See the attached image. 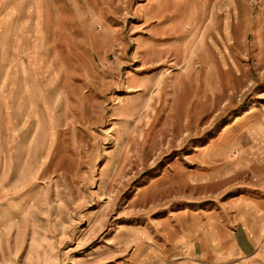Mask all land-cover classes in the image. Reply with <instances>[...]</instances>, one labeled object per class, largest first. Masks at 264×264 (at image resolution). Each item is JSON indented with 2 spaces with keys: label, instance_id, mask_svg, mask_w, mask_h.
<instances>
[{
  "label": "rangeland",
  "instance_id": "obj_1",
  "mask_svg": "<svg viewBox=\"0 0 264 264\" xmlns=\"http://www.w3.org/2000/svg\"><path fill=\"white\" fill-rule=\"evenodd\" d=\"M251 148L264 0H0V264H264Z\"/></svg>",
  "mask_w": 264,
  "mask_h": 264
},
{
  "label": "crops",
  "instance_id": "obj_2",
  "mask_svg": "<svg viewBox=\"0 0 264 264\" xmlns=\"http://www.w3.org/2000/svg\"><path fill=\"white\" fill-rule=\"evenodd\" d=\"M238 163L218 170L213 177L225 182L246 177L248 185L262 194L260 198L237 199L225 208L226 212L229 210L235 225L234 235L225 249L237 256L251 257L261 251L264 253V148L246 149Z\"/></svg>",
  "mask_w": 264,
  "mask_h": 264
}]
</instances>
